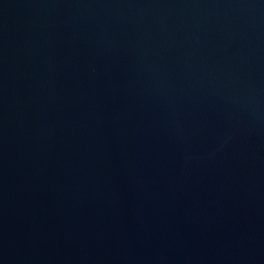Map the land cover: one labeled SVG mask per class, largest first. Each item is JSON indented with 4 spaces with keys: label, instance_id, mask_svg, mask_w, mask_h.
<instances>
[{
    "label": "water",
    "instance_id": "water-1",
    "mask_svg": "<svg viewBox=\"0 0 264 264\" xmlns=\"http://www.w3.org/2000/svg\"><path fill=\"white\" fill-rule=\"evenodd\" d=\"M0 264H264V0H0Z\"/></svg>",
    "mask_w": 264,
    "mask_h": 264
}]
</instances>
